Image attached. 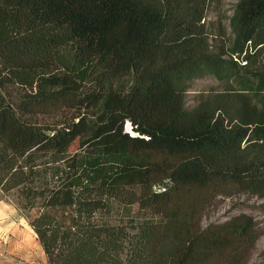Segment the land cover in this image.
I'll return each mask as SVG.
<instances>
[{
	"label": "trees",
	"instance_id": "1",
	"mask_svg": "<svg viewBox=\"0 0 264 264\" xmlns=\"http://www.w3.org/2000/svg\"><path fill=\"white\" fill-rule=\"evenodd\" d=\"M221 1L0 0V195L48 264H250L252 216L202 225L219 196L264 199V0L212 43ZM206 74L221 89L187 107Z\"/></svg>",
	"mask_w": 264,
	"mask_h": 264
},
{
	"label": "rangeland",
	"instance_id": "2",
	"mask_svg": "<svg viewBox=\"0 0 264 264\" xmlns=\"http://www.w3.org/2000/svg\"><path fill=\"white\" fill-rule=\"evenodd\" d=\"M236 2L237 0H222L220 4L208 12L205 23L210 34V42L218 43L219 40H222L224 43H227V39L230 37L229 18L232 15ZM223 33H225L224 36L219 35ZM218 89H221V85L219 81L211 75L206 74L200 78L193 79L185 94L186 106H194L200 94ZM61 116L66 118L74 117L75 111L62 110L59 114L52 112L50 114H37L35 117L44 123L56 124L59 123ZM126 129L124 125V130L131 133L132 130ZM14 200L15 194L12 192L7 196L0 195V202L3 201L14 205L19 214L27 221L24 213L13 203ZM240 213L252 216L259 232L249 263L264 264V199L246 192L231 196H219L205 211L202 218V225L206 226L209 223L222 222ZM157 216L156 209L134 207L131 210V217L135 220Z\"/></svg>",
	"mask_w": 264,
	"mask_h": 264
},
{
	"label": "crops",
	"instance_id": "3",
	"mask_svg": "<svg viewBox=\"0 0 264 264\" xmlns=\"http://www.w3.org/2000/svg\"><path fill=\"white\" fill-rule=\"evenodd\" d=\"M0 264H48L36 234L14 205L0 202Z\"/></svg>",
	"mask_w": 264,
	"mask_h": 264
},
{
	"label": "built area",
	"instance_id": "4",
	"mask_svg": "<svg viewBox=\"0 0 264 264\" xmlns=\"http://www.w3.org/2000/svg\"><path fill=\"white\" fill-rule=\"evenodd\" d=\"M125 128L129 129L130 131L132 130V126H131L130 122H126Z\"/></svg>",
	"mask_w": 264,
	"mask_h": 264
},
{
	"label": "bare ground",
	"instance_id": "5",
	"mask_svg": "<svg viewBox=\"0 0 264 264\" xmlns=\"http://www.w3.org/2000/svg\"><path fill=\"white\" fill-rule=\"evenodd\" d=\"M131 133H132V131H131Z\"/></svg>",
	"mask_w": 264,
	"mask_h": 264
}]
</instances>
